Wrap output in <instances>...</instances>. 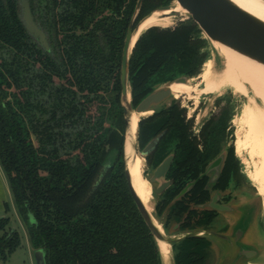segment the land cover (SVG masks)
I'll return each instance as SVG.
<instances>
[{"label":"trees","instance_id":"trees-1","mask_svg":"<svg viewBox=\"0 0 264 264\" xmlns=\"http://www.w3.org/2000/svg\"><path fill=\"white\" fill-rule=\"evenodd\" d=\"M29 1L51 51L27 31L20 0H0V162L35 251L45 252L47 264H162L126 177L121 63L138 0ZM150 1L145 0L137 23L174 0L154 6ZM188 21L140 37L130 62L134 108L159 86L200 74L207 40ZM186 113L173 100L139 124L141 151L166 131L157 167L176 155L175 180L167 175L173 186L156 206L167 230L173 224L183 231L207 227L215 220L213 212L200 209L209 193L199 173L221 147L201 152ZM231 117L229 109L213 116L200 132L202 141L225 146ZM225 164V171H239L233 145ZM199 177L188 196L175 199V183L183 188ZM199 192L206 201L195 202ZM10 223L9 217L0 219V262L21 246L18 231L6 229ZM206 248L203 238L185 239L176 264H205Z\"/></svg>","mask_w":264,"mask_h":264},{"label":"water","instance_id":"water-1","mask_svg":"<svg viewBox=\"0 0 264 264\" xmlns=\"http://www.w3.org/2000/svg\"><path fill=\"white\" fill-rule=\"evenodd\" d=\"M180 5L182 13L172 12L171 16H185L188 20L194 21L207 40L217 49L219 47L227 48L234 53L264 66V21L257 16L243 9L233 0H174ZM173 1V2H174ZM145 0H138L135 13L129 25L125 43L122 52L121 63V86L122 96L121 104L124 109L126 120L125 135V163L126 177L134 202L140 212L144 222L155 238L162 264H166L161 249V243L168 244L171 247V260L169 264H176V257L179 253L178 247L190 237L203 238L207 242L206 263L205 264H264L260 256L264 253V228L261 226L257 217L255 207L251 205H241L235 201L220 206L217 196L200 207L201 210L216 211L218 216L207 227H199L180 230L179 224H173L169 230L165 228V221L158 217L156 206L154 209L155 218L162 224L164 232L155 224L153 216L137 194L132 177L128 168L127 141L130 138L131 147L135 156H140L146 160L147 156L155 150L158 139L151 141L144 150L139 149V126L135 140L133 136V114H144L155 111V107L163 102L173 98L170 86L174 83H188L191 78L181 77L172 83H169L167 89L159 86L152 94L147 96L137 108L133 106L132 87L130 82V62L134 49L140 37L135 41L141 25L155 13H163L172 8L170 6L157 9L143 20L137 23ZM23 21L30 35L39 41L40 45L50 52V44L47 35L35 24L32 10L28 1L22 2ZM185 21V20H184ZM171 104V103H170ZM169 104V105H170ZM155 113V112H154ZM142 120V119H141ZM141 122V121H140ZM139 122V124H140ZM174 154L169 155L154 170L152 176L147 179L153 186L154 195L159 199L165 194L171 186L167 181V172L169 171L174 159ZM224 156L219 158L212 166L211 170L220 168ZM159 183L158 186L156 184ZM188 188L184 191L187 192ZM259 195V194H258ZM261 197V196H260ZM263 209V203H262ZM218 221L215 223V221ZM30 223H34L33 216ZM215 223V224H214ZM216 225H219L216 227ZM174 228L176 231L170 235ZM212 258V261H210ZM36 264H47L46 254L43 250H37L35 253Z\"/></svg>","mask_w":264,"mask_h":264},{"label":"bare ground","instance_id":"bare-ground-1","mask_svg":"<svg viewBox=\"0 0 264 264\" xmlns=\"http://www.w3.org/2000/svg\"><path fill=\"white\" fill-rule=\"evenodd\" d=\"M243 9L247 10L251 14L257 16L264 21V0H233ZM172 12L182 13V9L177 1H174L172 8L166 10L163 13H155L149 17L141 25L140 31L135 38H139L142 34L146 33L153 27H159L163 29L174 26L177 17L171 16ZM179 17V16H178ZM219 54L224 55L231 62L226 68L225 78L228 86H236L239 82L243 85V90L247 94L248 103L245 105V111L240 116L234 119L237 133L236 141L240 158L245 162L244 175L248 179L249 183L258 188L262 192H258L262 198L263 212H264V66L259 65L251 60L243 58L242 56L234 53L233 51L219 47ZM189 83V82H188ZM174 83L170 86V90L175 98L183 96L193 90L196 82L193 78L188 84ZM188 84V85H187ZM187 85V86H186ZM185 86V87H184ZM154 111H150L144 114H133V136L136 138L138 132V126L141 119L146 118ZM131 140L127 141V155H128V168L132 177L133 186L153 216L155 224L159 229L164 232L162 224L154 216V198H152L153 186L148 179L145 180L142 174V168L144 170L145 160L140 156H135L130 144ZM245 155L249 157L246 159ZM152 187V191L151 188ZM150 192L151 201H148L142 192ZM161 249L163 252L164 260L166 264H169L171 260V247L168 244L161 243Z\"/></svg>","mask_w":264,"mask_h":264},{"label":"rangeland","instance_id":"rangeland-1","mask_svg":"<svg viewBox=\"0 0 264 264\" xmlns=\"http://www.w3.org/2000/svg\"><path fill=\"white\" fill-rule=\"evenodd\" d=\"M23 1L29 2L35 24L47 35L46 31L43 29V27H41L40 19L37 16L38 13L34 11L33 4H31L29 0H20L21 8ZM150 2H151L150 5L154 6L156 4H159L160 0H151ZM173 3L174 2H172L169 6L172 7ZM22 17H23V9H22ZM174 22H175L174 26L170 28L167 29H163L159 27L157 28L163 31L169 29L172 30L175 29L177 26H179L181 23L184 24L189 23L188 19L185 16L183 17L177 16ZM201 38L207 40L204 34L200 36V39ZM47 39L50 44L48 35H47ZM202 53L207 54V60H206L207 63L206 64L204 63L205 66L203 65L204 70L202 67L200 71L201 73L203 70V74L200 85L196 92V99L200 103L196 105L195 102L190 99V97L195 96V93L193 91L189 95L188 94L184 95L182 98L178 100V102L181 104L182 107L186 108L187 119L193 118L197 132L201 130L202 126L206 124L210 118H212L213 116H217V114L219 115L223 109H229V111L232 113V117L230 121V126L232 127V130L229 132L228 142L230 143L235 142L237 128L236 125L233 124V120L236 117L240 116V114L244 113L245 105L246 103H248L247 94L245 92V89L243 90V85L241 82H239L236 86L227 85V81L225 78L226 68L229 65L231 64L233 65L235 63L231 62L224 55L219 54L209 40H207V45L202 50ZM55 82L59 84V81L57 79ZM168 86H169L168 84H164L160 88L167 89ZM173 99L174 97L168 99L167 101L163 102L161 105L155 107L154 109L157 111L162 110L163 108L166 107V105H169ZM92 112L95 113V108L93 109ZM245 157L246 159H249L247 155H245ZM238 159L240 162V168L242 173L240 176L241 185L236 191L232 192L231 194L232 197L230 202H228V204L235 201V203L241 205H251L255 207L256 213L258 214L257 217L259 219V222L261 226L264 228V212L262 209V198L258 195V192L260 193L262 191H260L258 188L252 186L249 183L248 179L244 175L245 162L240 158V155ZM153 172L154 169L149 168L147 161L145 160L144 170L142 168V174L145 180L147 179V176L148 177L152 176ZM158 185L159 183L156 184V186ZM150 189L152 191V187ZM152 198L155 199L153 202L155 209V206L158 204L160 199L154 195V190L152 191ZM18 216L19 217H17V215H15V213L12 212V214L10 215L11 223L7 225L6 229L7 231H10V229L13 228L18 231L21 239V246L13 253V255H11L10 259L7 262L1 261L0 264H36V259H35L36 251L34 250V246L30 238L28 226L24 221V219L21 217V215L18 214ZM217 221L218 219L215 221V223ZM218 226L219 225H216V227ZM175 231L176 230L172 228V230L170 231V235ZM260 258L261 261L262 260L264 261V253H262ZM210 261H212V258Z\"/></svg>","mask_w":264,"mask_h":264},{"label":"flooded vegetation","instance_id":"flooded-vegetation-1","mask_svg":"<svg viewBox=\"0 0 264 264\" xmlns=\"http://www.w3.org/2000/svg\"><path fill=\"white\" fill-rule=\"evenodd\" d=\"M207 63V62H206ZM205 63V64H206ZM205 66V65H204ZM203 70H204V67H203ZM203 70H202V72L199 74V76H197V77H194V79H195V82H197L196 84H195V86H194V88H193V92L195 93V96H193V97H190V99L191 100H193L194 102H195V104L197 105V104H199L200 102H198L197 101V99H196V92H197V89H198V87H199V85H200V82H201V78H202V74H203ZM193 79V78H192ZM191 79V80H192ZM191 80L189 81V83L191 82ZM188 83V84H189ZM187 84V85H188ZM186 85V86H187ZM185 87V86H184ZM192 91H190L189 93H187L188 95L192 92ZM187 94H185V95H187ZM184 96V95H183ZM183 96H180L179 95V93H178V97L177 98H175L174 97V99L173 100H175L179 105H180V107H181V109H186L185 107H182L181 106V104L178 102V100L180 99V98H182ZM172 100V101H173ZM172 101H171V103H172ZM171 105V104H170ZM167 106H169V105H166V107ZM156 112H157V110H155V113L154 114H156ZM218 115V114H217ZM151 116H153V114L152 115H150V117ZM186 116H187V113H186ZM211 119V118H210ZM209 119V120H210ZM189 120H192L193 121V125H192V131H193V133L195 134V136H198V141L200 142V144L198 145V149L201 151V152H205L206 150H207V148H210V149H212V150H215L216 151V148L217 147H219V149H220V147H221V153L217 156V157H215L213 160H211V162L209 163V164H207L206 166H205V168H204V171L203 172H201V173H199V174H202V176L201 177H203V178H205V182H204V188H203V190L204 191H206V192H208L209 193V196H208V199H207V201L208 202H210L211 200H212V198H213V196H217V198H218V205H220V206H224V205H226V204H228V202H230V200H231V194H232V192H234V191H236L238 188H239V186L241 185V181H240V176H237L236 174H242L241 173V168H240V165H239V171H236L235 169H229L228 171H225L224 170V168H226V164H225V160H226V157H227V149H228V147H230L231 145H233L234 146V152H235V156L236 157H238L239 158V153H238V148H237V141H235V142H232V143H230V142H228L229 141V132H230V130L232 129V127L230 126V128L228 129V131H227V138H226V144H225V146H224V142L223 141H220V142H218L217 143V145L216 144H214L213 142H211L210 140H208L207 142H203L202 141V138L200 137V132L202 131V129H203V127L205 126V124L202 126V128H201V130L199 131V132H197V129H196V127H195V122H194V120H193V118H189V119H187V121H189ZM208 120V121H209ZM207 121V122H208ZM231 121V120H230ZM233 124L235 125V122H234V120H233ZM229 125H230V122H229ZM166 135V131H163V132H161L160 134H158L157 136H156V138H154L153 140H159L158 141V144H157V147L155 148V150L154 151H152L148 156H147V158H146V161H147V164H148V166H149V168H152V169H156L157 168V163H156V157H157V152H158V150L160 149L159 148V146H160V143H161V141H162V139L164 138V136ZM232 136H234V135H232ZM231 136V137H232ZM152 140V141H153ZM145 149V148H144ZM171 154H174L173 156H174V159H173V162H172V164H171V167H170V169H169V171L167 172V175L168 174H171L172 176H171V178L172 179H174L175 180V177H174V174H177L176 172H174L173 171V167H174V161H175V157H176V155H175V153L173 152V153H171ZM170 154V155H171ZM224 156V161L222 162V166L220 167V168H216V169H213V170H211V166L219 159V158H221V157H223ZM225 165V166H224ZM201 169V168H200ZM223 174H226L225 176L226 177H223V179H222V175ZM228 174V175H227ZM201 177H199L198 179H196V180H192V181H189V182H187L186 184H185V186L183 187V188H180V185H178V182L177 183H175V188H176V190H175V192L177 193V195H175V199H177V200H179L181 197H183V196H186L187 194H190L189 192H191L194 188H195V186H196V184L198 183V181H199V179L201 178ZM167 181H169V182H171V186L167 189V191L173 186V181L172 180H170V178H167ZM175 182V181H174ZM188 188V190H187V192L184 194V191L186 190ZM143 194H144V196H145V198L148 200V201H151V195H150V192L149 193H147V192H142ZM188 196V195H187ZM207 197L204 195V194H202L201 192H199L198 193V199H197V201H195V202H199V201H202V200H205ZM170 200L169 199H167L166 200V202H169ZM191 201V200H190ZM189 201V202H190ZM206 201V200H205ZM204 201V202H205ZM207 202V203H208ZM159 203V202H158ZM164 204L162 203L161 204V206H163ZM201 205V204H200ZM199 205V206H200ZM160 206V207H161ZM190 206H197V205H194L192 202L190 203ZM201 206H203V205H201ZM200 206V207H201ZM164 208V207H163ZM180 208V207H179ZM211 212H213L212 214H210V216H211V218L210 219H215L217 216H218V213L216 212V211H211ZM198 216V215H197ZM199 217V216H198Z\"/></svg>","mask_w":264,"mask_h":264},{"label":"crops","instance_id":"crops-1","mask_svg":"<svg viewBox=\"0 0 264 264\" xmlns=\"http://www.w3.org/2000/svg\"><path fill=\"white\" fill-rule=\"evenodd\" d=\"M12 212L19 217L20 213H18L7 175L0 162V219L10 218Z\"/></svg>","mask_w":264,"mask_h":264}]
</instances>
